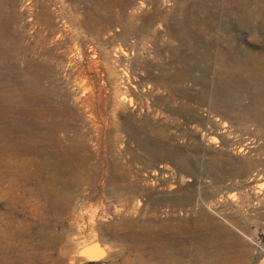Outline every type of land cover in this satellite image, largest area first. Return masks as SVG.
<instances>
[{"label":"rangeland","instance_id":"obj_1","mask_svg":"<svg viewBox=\"0 0 264 264\" xmlns=\"http://www.w3.org/2000/svg\"><path fill=\"white\" fill-rule=\"evenodd\" d=\"M263 6L0 0V264H264V104L219 62L264 49ZM38 20L57 88L40 107L21 53ZM94 239L108 257L79 261Z\"/></svg>","mask_w":264,"mask_h":264},{"label":"bare ground","instance_id":"obj_2","mask_svg":"<svg viewBox=\"0 0 264 264\" xmlns=\"http://www.w3.org/2000/svg\"><path fill=\"white\" fill-rule=\"evenodd\" d=\"M244 4L246 5L244 8L247 9V7H248V9H249V4H247V3H244ZM262 8H263L262 10L264 11V6ZM61 15L65 19L67 18V22L70 23L69 19L72 18L70 15H68L64 11H61ZM239 20L244 22V23H247L246 19L243 16H241L239 18ZM1 27L3 28V26H1ZM5 29H6V26H5ZM47 31H48V25L47 24L45 25L40 20H38L36 22V25H35L34 35L32 36V38L29 39V42H28L29 44L27 43L26 45H24V48L22 49V52H21L25 57V62H26L25 66L28 68L27 70H25V75H27L28 78H33L35 80V84H36V88H37L36 89V91H37L36 98H37V103L39 104L38 107H40L42 105L43 100H46L49 103L53 99V95H55V92L57 91V88L52 85V83L54 81V79H53V77H54L53 67L49 63H45L43 60H41V57L44 54L43 50L46 49V47H47L46 44H47V39L49 36ZM12 33H13V31H12ZM6 36H7V33L4 36V38ZM4 38L2 35H0V56L5 59L10 55V52H12L14 45L11 44L10 42H9L10 43L9 44L7 42V40H5ZM31 43L33 45L35 44V47H31L32 46ZM36 44L41 47V51L37 52V55L35 52L37 50ZM22 54H20V55H22ZM219 62L224 68H227L229 71V73L226 76L227 79L226 78L223 79L221 77L223 85L228 83L232 87L244 86L253 92V96H254V99H255L258 107L264 104V49L262 51H259V52L249 51L246 54V57L244 58L243 53L241 52L238 45L237 44H231V47L229 48V50L222 51L220 53ZM84 75H85V73H84ZM219 76H221V75H219ZM6 80H7V78H6ZM6 85L7 84H0V101H4V105H5L4 110H8V108H9L8 102H10V100L12 99V95L9 94L8 91L6 90ZM8 111H10V110H8ZM48 151H49V149L46 147L36 148V150L33 151V153L38 154L39 160L31 159L32 161H30V166L37 167V169L39 171V175L42 177L45 176L44 170H46V169H45V165H43V166L41 165L40 159ZM50 167H51V165H50ZM78 240H79V238H78ZM74 245H76V243ZM73 247H72V249H73ZM91 252L96 253V252H98V249L92 250ZM217 264H244V262L241 259L237 258L236 256H234V257L232 256L227 261L219 262Z\"/></svg>","mask_w":264,"mask_h":264},{"label":"water","instance_id":"obj_3","mask_svg":"<svg viewBox=\"0 0 264 264\" xmlns=\"http://www.w3.org/2000/svg\"><path fill=\"white\" fill-rule=\"evenodd\" d=\"M88 244H89L88 246L82 245L85 246L84 248L80 246L77 249L76 256L79 261L94 263V262L103 261L108 257V252L105 249L104 245L97 239L88 242ZM97 249L99 252L96 253L91 252L92 250H97Z\"/></svg>","mask_w":264,"mask_h":264}]
</instances>
